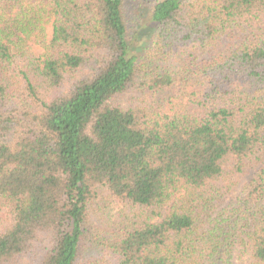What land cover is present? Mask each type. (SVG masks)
Here are the masks:
<instances>
[{
  "label": "trees",
  "instance_id": "obj_1",
  "mask_svg": "<svg viewBox=\"0 0 264 264\" xmlns=\"http://www.w3.org/2000/svg\"><path fill=\"white\" fill-rule=\"evenodd\" d=\"M150 1L0 0V264H264V0Z\"/></svg>",
  "mask_w": 264,
  "mask_h": 264
},
{
  "label": "rangeland",
  "instance_id": "obj_2",
  "mask_svg": "<svg viewBox=\"0 0 264 264\" xmlns=\"http://www.w3.org/2000/svg\"><path fill=\"white\" fill-rule=\"evenodd\" d=\"M150 7V0H126L125 15L128 21L129 29L133 31L132 34L135 33L134 35L136 37V41L133 44V49H135L136 52H138L141 49V46L146 42L145 36L147 34V30H145L144 27L148 23ZM47 32L48 40H50L53 32V20H51L47 25ZM34 53L36 56H40L43 53V49L41 47H35ZM138 97L139 94H130L126 96L124 98L126 101L125 104L127 105V103H132L137 106L140 104ZM121 209V205L114 204L108 209V213L114 220Z\"/></svg>",
  "mask_w": 264,
  "mask_h": 264
}]
</instances>
